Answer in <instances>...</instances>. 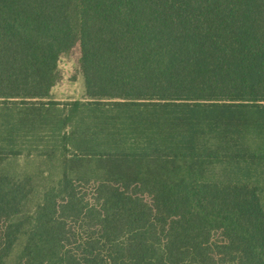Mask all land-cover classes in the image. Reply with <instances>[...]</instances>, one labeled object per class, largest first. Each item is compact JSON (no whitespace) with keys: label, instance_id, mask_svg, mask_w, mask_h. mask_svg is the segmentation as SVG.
Wrapping results in <instances>:
<instances>
[{"label":"trees","instance_id":"trees-1","mask_svg":"<svg viewBox=\"0 0 264 264\" xmlns=\"http://www.w3.org/2000/svg\"><path fill=\"white\" fill-rule=\"evenodd\" d=\"M76 43L85 96L58 103ZM21 155L60 174L27 207L31 175L0 172V264H264V0H0Z\"/></svg>","mask_w":264,"mask_h":264},{"label":"rangeland","instance_id":"rangeland-1","mask_svg":"<svg viewBox=\"0 0 264 264\" xmlns=\"http://www.w3.org/2000/svg\"><path fill=\"white\" fill-rule=\"evenodd\" d=\"M55 75L56 81L50 91L51 99L58 103H66L70 100L84 98L85 89L80 67V50L78 43L74 44L73 47L60 54L57 61ZM216 168L211 170L209 175L217 179L223 178L224 176L221 175ZM76 169L77 168L75 167V173ZM0 172L15 173L19 177L22 174L31 175L32 189L29 196L33 199V201H31L27 207L32 206L34 200L40 198L48 186H53L58 181L60 174L58 161L49 160L45 155H21L17 158L7 159L0 163ZM75 184L77 185V182H75ZM253 185L257 187L256 193L263 196L264 185L260 183H253ZM90 187L85 189L82 188V191L91 195L92 189ZM17 244H20V241Z\"/></svg>","mask_w":264,"mask_h":264}]
</instances>
